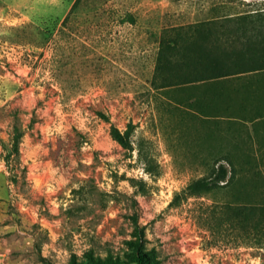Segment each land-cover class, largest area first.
<instances>
[{
  "label": "rangeland",
  "instance_id": "rangeland-1",
  "mask_svg": "<svg viewBox=\"0 0 264 264\" xmlns=\"http://www.w3.org/2000/svg\"><path fill=\"white\" fill-rule=\"evenodd\" d=\"M74 1L0 0V213L7 224L36 216L25 228L29 259L264 264L262 213L254 210L264 202V96L238 103L250 84L234 79L220 89L229 91L232 117L194 115L189 106L180 115L150 86L163 27L263 13L264 0H107L71 9ZM126 11L134 22L119 21ZM113 127L129 130L131 147ZM220 166L227 175L210 192L183 190L200 176L215 180ZM231 168L241 179L223 187ZM3 235L10 243L14 229Z\"/></svg>",
  "mask_w": 264,
  "mask_h": 264
},
{
  "label": "trees",
  "instance_id": "trees-1",
  "mask_svg": "<svg viewBox=\"0 0 264 264\" xmlns=\"http://www.w3.org/2000/svg\"><path fill=\"white\" fill-rule=\"evenodd\" d=\"M106 1L75 0L71 9L84 3L89 6L102 5ZM119 21L132 23L135 18L130 11H126ZM257 22H264V12L227 14L163 27L158 37L150 83L154 95H158V100L162 103L178 108L180 115H184L186 107L189 106L192 107L191 111L194 115L203 117L233 116L231 100L229 96H224L229 91L221 90L222 87L228 88L227 85L233 83L234 79L250 84L249 87H243L250 90L242 94L238 103L245 104L248 101L261 99V95L264 96L261 83L264 76V29L259 28ZM254 32L257 34H253ZM196 88L204 90L201 92V101L204 100L206 104L197 100L200 93L196 95L194 91ZM186 90L188 96L185 95ZM196 100L200 102L198 106H195ZM180 105L183 107H179ZM98 113L106 117L103 113ZM258 116L257 114L251 118ZM112 135L122 145L131 147L128 129L122 133L118 128L113 127ZM16 142L17 139L14 137L13 144L15 145ZM138 150L140 151L141 148L138 147ZM227 171V168L220 166L215 180L200 176L190 181L183 190L198 195L210 192L218 179H225ZM237 179L241 177H236L235 168H231V173L223 187L230 186ZM178 195V192L175 193L171 204L177 202ZM254 210L260 211L263 218L264 202L255 205ZM235 211L237 212L236 206ZM262 218L260 223L263 220L264 224ZM137 260H141L138 255ZM77 264L105 263L88 258Z\"/></svg>",
  "mask_w": 264,
  "mask_h": 264
},
{
  "label": "crops",
  "instance_id": "crops-1",
  "mask_svg": "<svg viewBox=\"0 0 264 264\" xmlns=\"http://www.w3.org/2000/svg\"><path fill=\"white\" fill-rule=\"evenodd\" d=\"M203 91L204 90L200 89L196 90L195 92L196 95L200 93V102H204V100L201 101V92ZM200 102H196V106H198ZM204 130H201V132H197L199 133V136H197L196 138V141L201 142L202 144L204 143ZM235 139L240 138L235 136L233 141ZM235 149L236 148L232 147L231 151L233 152V154L239 155V151L236 153ZM217 150L226 151V147H218ZM4 217L5 216L0 213V264H42L41 262H32L27 256L28 251L31 249L33 238L25 228L29 227L34 221H36V216H34L33 214L21 216L18 220V223L14 222L13 220L10 224L3 223ZM7 229H14L15 233V236L10 239V243H8L7 237L3 235L4 231H6Z\"/></svg>",
  "mask_w": 264,
  "mask_h": 264
}]
</instances>
